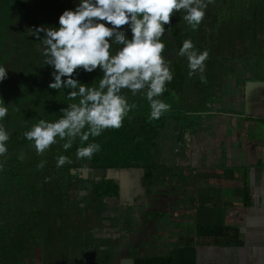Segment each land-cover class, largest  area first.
<instances>
[{
  "label": "trees",
  "instance_id": "trees-1",
  "mask_svg": "<svg viewBox=\"0 0 264 264\" xmlns=\"http://www.w3.org/2000/svg\"><path fill=\"white\" fill-rule=\"evenodd\" d=\"M259 1L264 3V0L247 1L248 9L243 11V19L248 14L253 24L247 29L251 39L246 51H238L236 58H243L245 53L256 54L260 51V48H256L260 47L261 38L257 36L260 30H254V27L258 29L262 25L260 21L264 19V7H261ZM214 2L215 0L208 5L211 8L207 7L203 21L195 30L183 20L186 13L182 10L173 13L171 24L165 26L166 31L162 37L165 50L162 55L166 57L173 79L166 83L165 92L158 97L168 105L171 103L169 111L160 119L150 118L147 89L136 95L128 89H122L121 95L126 98L132 110L125 117L121 128L105 129L100 136H90L83 144L77 137L68 150L63 148L66 140L57 137L56 144L45 153L38 154L34 142L26 139L24 133L30 131L40 120L57 121L63 115L61 109L78 103L80 98L69 100L67 97L69 91H78V88L59 91L49 88V84L54 82V69L44 62V33H40L41 39L36 40L33 31L40 26L59 28V17L66 10H75L79 0H0V67L8 70L7 79L0 82V106H7L8 114L0 120V125L10 134L6 143L8 151L0 156V264H38V258L43 256L40 251L37 252V247L42 248V253L46 249L44 257L52 258L50 256L53 252L58 255L66 250L63 246L57 253L59 246L70 240L72 231L77 226L80 227L78 222L84 216L85 209L97 213L104 207L105 199L119 197L113 179L106 178L91 183L73 178L69 169L86 168L98 174L104 171L139 170L146 192L154 181L170 175L167 172L171 167L164 165L169 154L168 147L174 149L177 146L182 137L181 132L187 126V123L180 122L181 116L178 113H191L194 109H200L197 106L205 108L212 103L210 100L216 97L220 87L224 86L223 83L228 88L229 73L233 71L232 57L231 62H227L222 68L216 64L215 59L206 60L202 81L198 72L189 75L188 60L179 55L184 40L190 39L193 44L198 41L201 43L200 48L214 40L218 32L215 29L216 18L211 17L216 13L213 9ZM217 2L216 7H223L219 0ZM131 35L129 30V39ZM209 46L211 49L212 44L209 43ZM121 47L113 44L110 49L112 55ZM195 47L198 49L196 45ZM260 61L262 58H259ZM251 62L253 63L252 57ZM102 76L103 72L99 69L92 73L78 70L75 78L82 84L99 88ZM180 98L194 104V108H183L172 115ZM179 108L182 106L179 105ZM176 132L180 134L175 139ZM88 143L99 144L100 151L91 159H78L77 149L86 147ZM61 155L67 156L72 162L57 167V159ZM42 162L44 166L41 168L39 165ZM178 173L179 171L174 170L171 175L177 177ZM87 176L86 179L90 174ZM89 183L90 189L87 187ZM147 222L148 219L144 224ZM51 243L53 245L50 248L48 245ZM83 245L87 247L85 242L80 246ZM84 253L77 247L72 250L71 257L76 259L78 254ZM155 260L147 264H162L160 259ZM47 263L45 260L44 264Z\"/></svg>",
  "mask_w": 264,
  "mask_h": 264
},
{
  "label": "crops",
  "instance_id": "crops-1",
  "mask_svg": "<svg viewBox=\"0 0 264 264\" xmlns=\"http://www.w3.org/2000/svg\"><path fill=\"white\" fill-rule=\"evenodd\" d=\"M262 61L255 74L232 80L231 91L223 83L216 104L213 97L205 106L216 109L207 126L184 128L177 146L168 147L164 165L177 177L154 181L147 192L141 182L143 198L119 191L105 199L88 232L95 243L79 246L85 253L73 264H264ZM249 81L256 86L245 89Z\"/></svg>",
  "mask_w": 264,
  "mask_h": 264
},
{
  "label": "clouds",
  "instance_id": "clouds-1",
  "mask_svg": "<svg viewBox=\"0 0 264 264\" xmlns=\"http://www.w3.org/2000/svg\"><path fill=\"white\" fill-rule=\"evenodd\" d=\"M212 2L79 0L75 10H66L59 17V28H35L33 35L36 40H40V33H44V62L54 69V82L49 84V88L57 91L78 88V91H69L67 97L69 100L80 99L78 103L61 109L63 115L57 121L40 120L24 133L25 138L34 142L38 154H43L58 142L57 137L66 140L63 148L68 150L77 137L83 144L90 136H100L105 129L121 128L132 110L121 95L122 89H128L133 95L147 89L150 118L160 119L170 106L158 97L165 92L166 83L173 79L166 57L162 55L165 50L162 42L165 25L171 24L173 13L184 10L183 20L195 30ZM129 30L131 39L127 36ZM113 44L122 46L115 55L110 51ZM179 55L187 58L189 75L198 72L203 81L209 53L199 52L188 39L183 41ZM97 69L103 72L99 88L82 84L75 78L78 70L92 73ZM7 73L5 67H0V82L7 79ZM7 114V106H0V120ZM9 139L10 134L0 125V156L7 153ZM98 151L99 144L88 143L86 147L77 149V158L91 159ZM71 162L67 156L61 155L57 159V167ZM43 166L42 162L39 167Z\"/></svg>",
  "mask_w": 264,
  "mask_h": 264
},
{
  "label": "rangeland",
  "instance_id": "rangeland-1",
  "mask_svg": "<svg viewBox=\"0 0 264 264\" xmlns=\"http://www.w3.org/2000/svg\"><path fill=\"white\" fill-rule=\"evenodd\" d=\"M237 1L238 0H236V1L229 0L230 4L234 5V6H236ZM214 3L215 4L213 6V9L216 10V13H214L215 15L212 14L211 17L213 19L216 18L215 23H217V25H215V28L218 30V32L215 31V32H217V35L214 36L215 37L214 38L215 39L214 40V50L208 51L209 48L206 46H205V49H199L198 48L197 50L199 52L207 51L209 53V57L207 60L215 59L217 61L216 64L221 66L220 68H222L223 66L227 65V62H231V59L227 57L228 55L231 54L230 56H232L233 54L234 55L237 54V52H235L237 50V48L236 47L233 48V46H242V49H245L243 51L244 52L246 51V49H247L246 47L250 44V39H251L249 37L247 29L251 28L253 26V24H251V22H249L250 20H248V18H245V16H244V18L246 20H248V23H246L243 19V15H244L243 11L244 10L246 11L248 9L247 7H246V9H244V7L237 9V6L236 7L232 6L233 9H228V8L226 9L225 7H221L220 5H218V7H216V5L218 4L217 0H215ZM210 5H211V3H210ZM208 8H211V7H208ZM182 11H184V10H182ZM217 11H218V15H217ZM234 11H236V12L233 13ZM263 15H264V12H262V16ZM240 24H242V25H240ZM256 44H257V42H255V46H256ZM259 45H260V47H256V48H263V45H264V39L263 38H261ZM224 48L230 50V52H228L227 56H223V54L226 55V53H224ZM212 56H214V57H212ZM218 57H220L222 59H220ZM251 57L253 60V64L254 65H260V67L262 68L263 61L259 62V58H262V57L261 56L258 57L257 52H256V54L254 52H251ZM260 67H257V70L261 69ZM171 96H172V94H171ZM219 97L220 96L216 95L215 100H214V98H212L214 100V104H216V101L218 100ZM173 101H174V98H173ZM179 105L182 106V108H179ZM177 106H178L177 109L175 107L173 109L174 112H171L172 115H176L178 113V111L180 109H183V108L184 109H191V110H192V108H194V104H191V102L187 103V101L182 99V98L179 99ZM198 107H200V109H194L195 111L192 110L191 113H185V114L184 113L183 114L178 113V115L181 116L180 122L183 124L187 123V126L184 127L185 129L190 130V128H191L192 131H194L196 128H198L200 126H207L208 125L207 123L210 121L211 116L213 115V113L216 112V109H213L211 111V110L205 109L203 106L202 107L197 106V108ZM178 146H180V145H178ZM174 170H176V169L173 168V169L169 170V173L167 172V174L173 173ZM86 173H87L86 176L87 175L89 176V173L88 172H86ZM129 175H130L131 179L127 180L128 181L127 182L126 178H128ZM140 176L141 175H140L139 170H135V169H131V170H127V171H125V170L112 171V172H106L104 174L105 179L111 178V179L117 180V182L119 183V186H120V191H122V193H124V194L129 193V194H133L136 196L138 195L139 197L143 198L145 196V193H144V189L142 188V185H141ZM72 177L76 178L75 175H73ZM80 180H82V179H80ZM86 180L87 179H85L83 181H86ZM131 181H132V183H131ZM125 201H126V199L121 200V204H119V206L120 207L124 206ZM156 204L160 205V201L158 200L156 202ZM119 206H114V208L116 210H114V211L112 210V211L117 212L118 209H120ZM66 213H68V210H66ZM120 213H122V212L120 211ZM86 214H88V215L86 216ZM112 218H113L112 220L114 222L115 221V219H114L115 215H113ZM108 219H109V217H108ZM99 220H100L99 215H96V213L91 212V210H89V209H85L84 216L82 218H80V221L78 222L80 227L77 226L75 231H72V235H73L72 238L70 240L68 239L67 241H64L59 246V249L56 252L58 253L63 248V246H65L66 250L59 252L58 255H55V253L53 252L52 255L50 256L52 258H48V257H44V254L46 255V252H47L46 249L42 253V251H41L42 248L37 247V252L40 251V255L43 256V257L38 258V260H39L38 262L40 264H44V261L46 260L49 264H73V258L71 257V253H72L73 249L79 247L84 242H85V244H88L89 241H91V244L95 243V241H94L95 239L93 238V240H91L89 235L87 234V232L90 231L91 227H94V225L99 224ZM133 221H134V219H133ZM86 222H87V225L85 226ZM88 222H93V223L88 224ZM131 224H137V221L131 222ZM52 245H53V243L49 244L48 246L51 248ZM55 247H56V244H55ZM35 259H37V258H35ZM94 261L97 262L96 259Z\"/></svg>",
  "mask_w": 264,
  "mask_h": 264
},
{
  "label": "flooded vegetation",
  "instance_id": "flooded-vegetation-1",
  "mask_svg": "<svg viewBox=\"0 0 264 264\" xmlns=\"http://www.w3.org/2000/svg\"><path fill=\"white\" fill-rule=\"evenodd\" d=\"M220 1V3H222L223 4V7H225L226 9L228 8V9H233V7L232 6H234V5H231L230 4V2H229V0H219ZM234 1H236V0H234ZM247 1L248 0H238L237 1V3H236V6H237V9L238 8H242V7H244V9H246V5H247ZM260 3H261V1H259ZM262 5H261V7L263 8L264 7V3L262 2L261 3ZM236 6H234V7H236ZM222 7V6H221ZM236 9V10H237ZM236 11H234L233 13H235ZM262 12H264V9H263V11ZM245 18H248V20H250V18L248 17V14L247 15H245ZM262 18H263V16H262ZM245 21H246V23H248V21L246 20V19H244ZM251 22V21H250ZM261 23H262V25L258 28V29H256L255 27H254V30H260V32H259V34H257V36L258 37H261V38H263L264 39V19L263 20H261L260 21ZM165 26H167V25H165ZM127 27V26H126ZM216 29V28H215ZM217 30V29H216ZM203 33H205L204 31H202ZM198 35V34H197ZM202 35H204V34H202ZM215 40V39H214ZM214 40H212V42H209L210 43V45L212 44V48L210 49V46H209V43H207L206 44V47H208L209 49H208V51H211V50H214ZM208 42V41H207ZM194 44L199 48V49H205V46H203L202 48H200V42H194ZM237 48V50L235 51V52H238V51H242V50H245V49H242V46H233V48ZM262 48H260V51L259 52H257V56L258 57H262L263 58V56H264V49L263 50H261ZM170 51L172 52V49H170ZM169 51V56H171L170 54H171V52ZM228 52H230V50L229 49H226V48H224V53H226V55L225 54H223V55H225V56H227L228 55ZM234 52V53H235ZM231 55V54H230ZM230 55H228L227 57L228 58H231L232 57V63H233V71H231L230 73H229V81H228V83H231V81L233 80V82H235V81H240V78H243L244 77V73H248V71L250 70V72H249V74L251 73V72H254V74L256 73V71H257V69H256V67L258 66V67H260V65H254V64H252V62H251V53H245V56L243 57V58H236V55H232V56H230ZM230 56V57H229ZM255 56V55H254ZM248 68V69H247ZM245 71V72H244ZM242 75H243V77H242ZM245 75H247V74H245ZM229 86V91H231V86H232V84L230 85V84H228ZM233 87V86H232ZM173 92V91H172ZM78 169H84V170H88V173L90 174V176L88 177V179L86 180V181H89V182H91V183H95V182H97V181H100V180H103V179H105V177H104V174H105V171L103 172V173H101V174H98L96 171H92V170H89V169H86V168H77V170ZM79 174H76L75 176L77 177ZM131 179V177H130V175H129V177L128 178H126V181L127 180H130ZM116 185H117V191L119 192L120 191V186H119V183L117 182V180L116 179H113L112 180ZM128 182V181H127ZM90 183L87 185V187H88V189H90Z\"/></svg>",
  "mask_w": 264,
  "mask_h": 264
},
{
  "label": "water",
  "instance_id": "water-1",
  "mask_svg": "<svg viewBox=\"0 0 264 264\" xmlns=\"http://www.w3.org/2000/svg\"><path fill=\"white\" fill-rule=\"evenodd\" d=\"M256 81H249V82H246L245 84V89H249L250 87H255L256 86ZM69 173L73 176V175H76V174H79L77 176L78 179H86V171L84 169H69Z\"/></svg>",
  "mask_w": 264,
  "mask_h": 264
}]
</instances>
